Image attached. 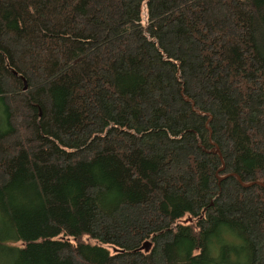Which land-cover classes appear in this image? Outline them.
Here are the masks:
<instances>
[{"label":"trees","instance_id":"1","mask_svg":"<svg viewBox=\"0 0 264 264\" xmlns=\"http://www.w3.org/2000/svg\"><path fill=\"white\" fill-rule=\"evenodd\" d=\"M0 264H264V0H0Z\"/></svg>","mask_w":264,"mask_h":264},{"label":"water","instance_id":"2","mask_svg":"<svg viewBox=\"0 0 264 264\" xmlns=\"http://www.w3.org/2000/svg\"><path fill=\"white\" fill-rule=\"evenodd\" d=\"M21 78V77H20ZM21 81H22V85H23V90H25V88H26V84H25V82H24V80L23 79H21ZM249 185H251V184H248L247 186H249ZM247 186H244V187H247ZM150 246H151V243L149 242V241H144L142 244H141V246L138 248V251H143V252H148L149 251V249H150Z\"/></svg>","mask_w":264,"mask_h":264},{"label":"rangeland","instance_id":"3","mask_svg":"<svg viewBox=\"0 0 264 264\" xmlns=\"http://www.w3.org/2000/svg\"><path fill=\"white\" fill-rule=\"evenodd\" d=\"M110 250V249H109ZM111 251V250H110Z\"/></svg>","mask_w":264,"mask_h":264}]
</instances>
